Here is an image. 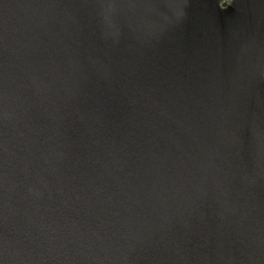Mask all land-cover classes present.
Masks as SVG:
<instances>
[{
    "label": "water",
    "instance_id": "95a60500",
    "mask_svg": "<svg viewBox=\"0 0 264 264\" xmlns=\"http://www.w3.org/2000/svg\"><path fill=\"white\" fill-rule=\"evenodd\" d=\"M0 264H264V0H0Z\"/></svg>",
    "mask_w": 264,
    "mask_h": 264
}]
</instances>
